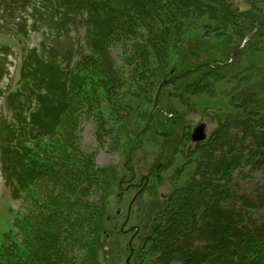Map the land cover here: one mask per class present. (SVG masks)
Listing matches in <instances>:
<instances>
[{
  "label": "rangeland",
  "instance_id": "rangeland-1",
  "mask_svg": "<svg viewBox=\"0 0 264 264\" xmlns=\"http://www.w3.org/2000/svg\"><path fill=\"white\" fill-rule=\"evenodd\" d=\"M27 1L30 9L26 11L25 17L28 19L27 25L30 26L34 19L29 15L33 13V9L40 11L41 5L39 0ZM232 1L234 8L248 10L244 0ZM258 11L259 18L252 26L248 22H242L241 18L236 20L238 27L227 23L222 29L217 28V24L205 17L192 22L185 31L182 43L172 44L169 58L161 73L165 74L156 79L152 78V74L156 73L154 70H157V63L152 61L148 73L145 74L146 80L137 82L133 75L132 86L126 83L130 81L132 70L130 65L125 66L123 48L116 42L111 43L108 45L111 58L116 67L123 68L121 74L125 80L120 96L117 99L112 96V99L120 104L127 101L132 108L129 111L122 109L119 115H115L119 109L111 105V100L106 103L107 94L99 89V105L89 108L88 111L83 105L84 112L77 116L78 124L75 130L71 131L72 135L70 131L62 135V120L56 128L54 127L56 113L51 106L58 108V102L52 105L49 90L53 91L55 82L51 80L50 85L42 86L49 95L45 97L47 104H44L38 113V118L43 136L50 135L47 138L49 146L58 147L56 144L60 141L64 145H74L79 152L92 158L99 176L103 177L102 182L94 188L92 186L88 197H85V200H89V209L80 212L79 220H82L79 222L84 230L91 227L93 232L91 235L84 234L86 238L89 236L86 240V243L89 242L88 246L85 245L82 250L78 248L73 253L74 257L85 254L86 259H91L98 243L96 255L99 264H157V255L154 256L149 251L152 242H147L155 223L154 221L152 224V216L170 204L174 205L181 197L182 190L195 174L200 149L219 123L226 118L245 119L246 114L242 113L244 108L254 110L252 118L256 122L263 120L259 123H264V26L257 27L258 36L253 35L250 42L243 43L245 36L256 28L257 22L264 20V3L258 5ZM226 15L227 13L223 14V19H226ZM62 19L63 16L58 19L56 24L59 26L55 31H48L44 26L40 34L44 35L49 45H54L53 47L60 51L54 54L56 65L71 69L75 64L83 62L79 60L80 56L91 55L87 47V28L92 19L86 13L80 14L72 10H69L61 25L59 23ZM12 31V27L7 30L0 27V51L10 54L4 68L3 60L0 61V137H6V129L13 132L10 137H15L17 132H20V135L21 132L25 134L18 147L22 161H18L23 166L25 163L37 165L41 162L40 156H35L42 145L38 146V142L29 135L32 128L30 125H20L14 120L7 104L21 105L23 102L24 96L18 94H21L19 91L22 88L20 78L26 69L20 54L26 47H37L41 36L29 28L28 36L21 43L14 39ZM162 43L164 40L161 45ZM234 52V56L230 58ZM209 64L212 68H203ZM197 66L198 69L190 71ZM173 78L171 84L165 85L158 92L163 80ZM57 83L62 85L59 79ZM83 87L84 93L90 91V85L84 84ZM139 90L146 93L141 94ZM105 103L112 111L104 108ZM138 105L140 106L136 108ZM98 107L100 110H97ZM35 110H39V107L36 106ZM73 111L75 115V110ZM95 113L106 120L98 130L92 118ZM22 116H25V121L28 122L35 116V111L32 115L25 113ZM201 125L204 126L203 133L207 139L200 144H194L190 141L191 133ZM28 128L27 133L24 129L27 131ZM96 136L100 140H97ZM10 140L12 144L15 143V139ZM10 140L6 142V146H0V161L3 156L15 160L14 155L19 153L10 147ZM52 151L47 149L45 154L54 158L57 150ZM51 167L48 166V169ZM151 169L154 171L149 174ZM1 170L0 163V247L5 234L10 231L19 233L18 227L12 224L11 211H15L20 217L26 215L32 219L36 207L40 205L35 194L43 189L38 190L40 185L46 184L42 179L32 184L31 181L28 182L30 186L27 183L26 194L19 198V194L15 196L16 192L11 188L14 181L4 178ZM233 177L232 185L240 194L252 200L264 199L263 170L246 168L235 171ZM43 186L48 190L46 185ZM22 199H25V206L21 205L24 203ZM163 210L160 211V217ZM99 212L103 214L102 217L98 216ZM253 217L261 222L264 218V207L255 211ZM87 221L90 222L86 223ZM98 224L104 226L101 238L97 231ZM155 226L160 229L161 220L155 223Z\"/></svg>",
  "mask_w": 264,
  "mask_h": 264
},
{
  "label": "trees",
  "instance_id": "trees-1",
  "mask_svg": "<svg viewBox=\"0 0 264 264\" xmlns=\"http://www.w3.org/2000/svg\"><path fill=\"white\" fill-rule=\"evenodd\" d=\"M244 1L248 5L247 11L234 8L232 0H42L55 8H63V17L72 10L86 13L92 19L87 28V47L91 55L80 56L82 63L69 70L61 69L54 61L57 51L53 50L43 53L46 64L38 62L37 68L43 74L39 86L50 85L51 80L55 82L52 94L49 90L50 98L53 96L50 99L52 105L58 102V108L52 106L56 113L54 127L62 120V135L74 131L78 115L84 112L83 105L87 111L99 105V89L107 94L105 102L111 100V105L119 109L115 115L122 109L129 111L132 108L127 101L120 104L112 99V96L116 99L120 96L125 80L121 74L123 68L116 67L111 58L108 49L111 43L116 42L123 48L125 66L131 67L132 76L126 81L129 86H132L133 75L137 82L146 80L145 74L152 61L157 63L156 73L152 74L156 79L165 74L161 73L172 44L182 43L192 22L205 17L222 29L227 23L238 27L236 20L241 18L242 22L252 26L259 18L258 5L264 0ZM224 13H227L226 19H223ZM256 25L263 27L264 20L260 19ZM182 62L181 59L180 64ZM58 79L62 85L57 83ZM84 84L90 85L88 93L82 91ZM106 103L104 108L111 110ZM242 113L246 114L243 120L233 117L219 123L200 149L195 174L182 190L181 197L174 205L161 209V217V210L152 216V224L162 222L160 229L155 223L152 225V234L147 239L152 242L149 251L157 255V264H264V218L258 222L253 217L255 211L264 207V199L247 198L232 185L235 171L249 168L264 172V123L252 118L255 111L250 108H244ZM92 118L97 130L106 121L96 113ZM29 125L32 127L29 135L38 146L42 145L35 156H40L41 162L37 165L25 163L24 166L19 163V159L22 161L19 142L22 143L25 134L17 132L13 150L19 153L14 155L13 169L19 176V198L26 194L25 187L30 186V181L32 184L42 179L48 190L43 185L38 187V190L43 189L35 194L40 205L32 219L13 214L12 224L18 227L19 233L10 231L4 235L0 264H99L97 242L91 259H86L85 254L74 257L73 253L88 246L89 236L86 238L84 234L91 235L93 229L86 227L84 230L79 214L86 208L88 211L89 200L85 197L103 177L99 176L89 155L61 141L56 144L58 147H50L47 140L50 135L43 136L40 121L31 120ZM25 132L28 133L29 128ZM4 133L13 134L9 129ZM47 149L57 150L55 159L45 154ZM43 163L47 165H41ZM48 166L52 167L48 169ZM22 201L21 205L25 206V199ZM98 216L103 214L99 212ZM97 231L100 238L103 237L104 226L98 224Z\"/></svg>",
  "mask_w": 264,
  "mask_h": 264
},
{
  "label": "water",
  "instance_id": "water-1",
  "mask_svg": "<svg viewBox=\"0 0 264 264\" xmlns=\"http://www.w3.org/2000/svg\"><path fill=\"white\" fill-rule=\"evenodd\" d=\"M256 30H257V26H256V28H255L252 32H250L249 34L246 35V37H245L244 40H243V43H244V44H245V43H246V42L252 37V35L256 32ZM234 54H235V52L231 54V57H230V58H232V57L234 56ZM173 80H174V79L163 81V82L161 83L160 87H159L158 92L161 90V88H162L165 84H167V83H169V82H172ZM157 96H158V93H157ZM155 107H156V100H155V102H154V108H155ZM203 129H204V126L201 125V126L195 128V129L193 130V133H192V135H191V141H192V142H200V141H203V140L205 139V134L203 133Z\"/></svg>",
  "mask_w": 264,
  "mask_h": 264
}]
</instances>
